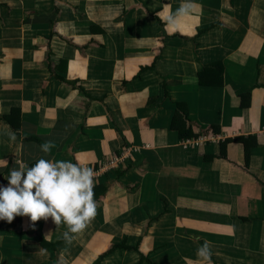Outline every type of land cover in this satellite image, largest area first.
<instances>
[{"label":"crops","instance_id":"1","mask_svg":"<svg viewBox=\"0 0 264 264\" xmlns=\"http://www.w3.org/2000/svg\"><path fill=\"white\" fill-rule=\"evenodd\" d=\"M41 158L106 191L71 244L16 217L0 264H264V0H0V186Z\"/></svg>","mask_w":264,"mask_h":264},{"label":"clouds","instance_id":"2","mask_svg":"<svg viewBox=\"0 0 264 264\" xmlns=\"http://www.w3.org/2000/svg\"><path fill=\"white\" fill-rule=\"evenodd\" d=\"M190 8L191 5H181L176 15L164 21L166 29L176 25ZM50 148L49 143L40 145L45 154ZM5 179L7 186H0V221L11 224L18 216L28 217L34 228L37 222L51 218L56 228L61 224L66 226L63 239L71 244L94 220L92 168L78 162L41 158L31 167L23 164L13 167ZM211 256L210 243L204 241L197 251V264H212Z\"/></svg>","mask_w":264,"mask_h":264},{"label":"trees","instance_id":"3","mask_svg":"<svg viewBox=\"0 0 264 264\" xmlns=\"http://www.w3.org/2000/svg\"><path fill=\"white\" fill-rule=\"evenodd\" d=\"M212 68H214V66L209 67V66H204L203 69L201 70L199 77L203 78V76L207 73V71H211ZM181 108V110H183V112H185V114L187 115V110L184 109V107L179 106ZM176 123V121H175ZM16 124L12 123V126H15ZM176 127V126H175ZM15 128V127H14ZM177 129H179L180 135L183 138H191L193 137V133H192V129L191 127H187V129H182V126L180 124V128L176 127ZM242 138H236L235 141L236 142H240L242 141ZM246 159L248 160V147H246ZM105 188L102 186H94V200L97 201L99 200V198L105 193ZM12 224V223H11ZM11 224L7 223L6 221H0V233H4V234H13V231L11 230ZM63 241H60L58 243H50L47 242L45 240L41 241V246L43 247L44 250H48L51 251L52 253L56 254L57 251L59 250V246L61 245ZM117 250H121V251H137V247L136 248H131L126 246V243H122L121 245H116L113 246V248L109 251V253L107 254H111Z\"/></svg>","mask_w":264,"mask_h":264}]
</instances>
